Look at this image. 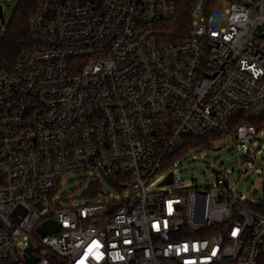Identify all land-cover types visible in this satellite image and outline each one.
Instances as JSON below:
<instances>
[{
  "label": "built area",
  "instance_id": "obj_1",
  "mask_svg": "<svg viewBox=\"0 0 264 264\" xmlns=\"http://www.w3.org/2000/svg\"><path fill=\"white\" fill-rule=\"evenodd\" d=\"M184 4L189 32L168 31ZM30 25L33 50L0 72V264L27 249L38 264H263L264 215L228 169L197 189L177 161L161 169L238 111L264 121V0H42ZM262 132L234 136L250 148ZM158 174L169 191L147 189ZM70 176L88 202L61 194ZM104 176L123 177L121 196L93 203ZM48 221L61 230L41 235Z\"/></svg>",
  "mask_w": 264,
  "mask_h": 264
},
{
  "label": "rangeland",
  "instance_id": "obj_2",
  "mask_svg": "<svg viewBox=\"0 0 264 264\" xmlns=\"http://www.w3.org/2000/svg\"><path fill=\"white\" fill-rule=\"evenodd\" d=\"M19 0H0L4 8L5 24L0 23V35L6 30ZM225 2L220 1L217 8L224 9ZM264 109V107H262ZM259 112H256L257 114ZM176 167V179L182 180L186 189L211 187L216 183L215 172H230V187L240 201L246 204L264 202V131L257 137L255 145L243 148L234 135L225 136L213 143L210 150L193 151L179 159ZM174 169V168H173ZM86 176H70L61 194L86 203L89 184ZM164 174H158L147 186L150 191L167 192L168 186L159 187ZM106 196H98L91 201L108 202L109 198L120 197L121 193L102 181Z\"/></svg>",
  "mask_w": 264,
  "mask_h": 264
},
{
  "label": "trees",
  "instance_id": "obj_3",
  "mask_svg": "<svg viewBox=\"0 0 264 264\" xmlns=\"http://www.w3.org/2000/svg\"><path fill=\"white\" fill-rule=\"evenodd\" d=\"M41 3L42 0H19L6 30L0 35V72L12 71L19 57L24 52L33 50L30 24L31 20L37 14ZM190 8V4L181 6L179 15L167 24L168 31L178 34L189 32L191 27L189 17ZM243 123L257 126L259 132L264 131V121L260 117L238 111L232 115L229 122V130L225 134H212L202 138L185 137L172 152L166 155L163 160L161 172H166L171 169L175 161H178L190 152L212 149L215 141L225 136L235 135L238 127ZM103 180L116 191H122L123 177L104 176L92 190L91 198H96L97 194L103 190ZM246 205L264 215V202L258 204L248 203ZM48 260L49 264H63L57 256H50Z\"/></svg>",
  "mask_w": 264,
  "mask_h": 264
},
{
  "label": "water",
  "instance_id": "obj_4",
  "mask_svg": "<svg viewBox=\"0 0 264 264\" xmlns=\"http://www.w3.org/2000/svg\"><path fill=\"white\" fill-rule=\"evenodd\" d=\"M0 19L2 24H5V17H4V8L0 7ZM173 180V175L171 174L165 181L162 183V185L165 184H171ZM61 230V226L55 222L48 221L45 222L43 225L39 227V233L41 235H48L57 233ZM25 261L27 264H38L40 259L35 256H31V250L27 249V254L25 255Z\"/></svg>",
  "mask_w": 264,
  "mask_h": 264
}]
</instances>
